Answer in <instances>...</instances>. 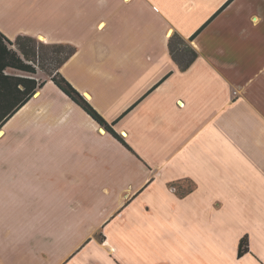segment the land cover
Segmentation results:
<instances>
[{"label":"crops","instance_id":"0c3cea01","mask_svg":"<svg viewBox=\"0 0 264 264\" xmlns=\"http://www.w3.org/2000/svg\"><path fill=\"white\" fill-rule=\"evenodd\" d=\"M0 31L76 46L61 74L132 149L38 71L0 130V264H264V0H0Z\"/></svg>","mask_w":264,"mask_h":264},{"label":"trees","instance_id":"16d2710c","mask_svg":"<svg viewBox=\"0 0 264 264\" xmlns=\"http://www.w3.org/2000/svg\"><path fill=\"white\" fill-rule=\"evenodd\" d=\"M13 45L17 50L11 48ZM171 54L179 67L189 68L199 56L198 52L178 34L169 41ZM77 52L72 44H48L31 36H19L11 41L0 31V130L17 113L46 81L37 79L38 71H43L48 78L82 107L95 121L104 127L124 146L131 147L115 129V122L110 124L92 106V104L61 74L63 65ZM16 71L20 75L14 74ZM11 74H10V73ZM249 252L248 237L239 244V257Z\"/></svg>","mask_w":264,"mask_h":264},{"label":"rangeland","instance_id":"374dc122","mask_svg":"<svg viewBox=\"0 0 264 264\" xmlns=\"http://www.w3.org/2000/svg\"><path fill=\"white\" fill-rule=\"evenodd\" d=\"M61 34H62V35H65V34H68V33H63V32L61 31V32H60V35H61ZM73 46H74V45H73ZM39 71H40V70H39ZM41 72H42L43 75L46 76V74H45L43 71H41Z\"/></svg>","mask_w":264,"mask_h":264},{"label":"water","instance_id":"95a60500","mask_svg":"<svg viewBox=\"0 0 264 264\" xmlns=\"http://www.w3.org/2000/svg\"><path fill=\"white\" fill-rule=\"evenodd\" d=\"M64 92V91H63ZM65 93V92H64ZM66 94V93H65ZM67 95V94H66ZM68 96V95H67ZM70 97V96H69ZM71 98V97H70ZM74 101V100H73ZM75 102V101H74Z\"/></svg>","mask_w":264,"mask_h":264}]
</instances>
